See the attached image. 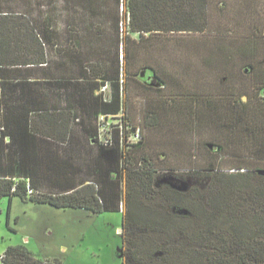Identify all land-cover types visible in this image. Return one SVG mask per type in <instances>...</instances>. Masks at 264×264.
<instances>
[{
    "label": "trees",
    "instance_id": "1",
    "mask_svg": "<svg viewBox=\"0 0 264 264\" xmlns=\"http://www.w3.org/2000/svg\"><path fill=\"white\" fill-rule=\"evenodd\" d=\"M119 10L120 0H117V14ZM209 11L208 0H127L128 33H138L139 40L145 39L147 34L169 36L175 33H204L209 23ZM251 11L253 10L250 9L247 13ZM84 14L89 15L88 12ZM249 15L252 18L248 16L250 21L238 17L235 19L234 30L241 33L236 32L234 35L232 32L234 36L228 37V32L234 30L226 27L228 30L225 35L211 42L209 46L219 51L218 61L212 60L211 57L203 59L207 64L218 62L220 69L223 67L222 78L226 82L225 88L230 91L225 92L222 97L226 101L222 104L224 109H230V115L225 116L228 120L218 115L215 117L217 122L222 127H227L225 121H228V127H234V121H242L244 123L240 128L249 129L250 132L247 131L251 135L255 129H259L256 134L260 140L254 147L250 148L242 141L246 147L243 149H248L250 153L242 155L243 163L238 162L233 167L224 168L211 161L207 167H191L185 173L168 171L158 174L151 159L144 155V161L139 168L130 167L128 154L124 149V138L129 137V125L132 123V127L137 130L146 124L160 125L162 119L158 108H164L162 102L166 99L158 95L154 98L145 97V100H154L151 103L152 108L146 111L148 108L144 102L143 121L135 125L132 119L135 112L139 114V109H135L136 106L131 103L129 80L135 81L140 92L141 88L146 90L147 86L154 87L153 82H148L152 77L163 84H169L170 81L161 75L155 66L147 64L135 70L126 68L125 75V48L122 45L124 40L118 39L115 57H101L87 64L81 57L83 63L78 65L81 69L76 76L77 81L84 86H99L102 90L111 86L113 88L111 104L116 105L115 115H98L97 133L93 139V144L100 147V156L111 162L113 178L109 177V182L87 184L63 194H48L34 187L28 177L2 176L0 199L20 196L23 200L49 203L60 208H85L99 213L122 211L125 197L127 210L123 212V264H264V173H259L264 172V166L251 167L256 161L264 165V131L260 132L264 130V95L258 98V102L261 99L263 103L262 110L252 112L249 106L253 105L255 98L249 96L245 101L241 96L236 97L233 91L236 81H239V77L244 76L246 71L258 72L256 86L264 90V83L261 81L264 74V57L258 60L257 64H250L254 56L259 58L261 50L264 54V24H260L254 15ZM48 18L49 16H46V31L32 29L29 32L30 47L38 55L37 59H33L39 63L46 62L55 72H59L62 66L56 65L59 62L53 59L50 49L58 45L56 39L59 32L49 29ZM115 20L116 31L119 33L122 29L121 20ZM247 22L249 27L246 26ZM179 40L175 41L178 45L181 44ZM13 46L15 45L10 42L8 34L0 32V60L3 64V55L5 52L11 53ZM143 47L146 51V46ZM181 47L187 51L193 48L190 44ZM65 51L68 52L66 48ZM142 71H150L151 75L146 83L140 76ZM191 95L192 93H189L186 97L175 94L174 100L169 101L173 107L166 119L175 118L170 121L172 128L189 129L203 126L202 123L205 124L209 115L207 109L217 105L219 111V107H222L219 104L221 97ZM139 108L141 110V106ZM237 109L240 114H237ZM212 111L217 110L212 108ZM120 112L123 113L118 115ZM137 130L134 133L140 132ZM134 145L139 146V143ZM207 146L213 144L207 143ZM220 147L223 149L224 145ZM219 153V160L222 162L227 161L228 157H234L230 152ZM110 167L109 171H112ZM232 169L234 170L231 171ZM126 174L130 187H127L124 194ZM1 261L2 264H64L58 258L40 259L24 245L9 247L1 256Z\"/></svg>",
    "mask_w": 264,
    "mask_h": 264
},
{
    "label": "rangeland",
    "instance_id": "2",
    "mask_svg": "<svg viewBox=\"0 0 264 264\" xmlns=\"http://www.w3.org/2000/svg\"><path fill=\"white\" fill-rule=\"evenodd\" d=\"M20 3L22 7L37 11L53 8L80 11L83 14L88 12L89 15L82 16L81 21L78 22L81 32H74L80 40L67 43V40L63 38L66 33H62L61 38L56 39L58 45L50 48L53 59H57L55 61H58L57 57L68 53L83 57L85 64L99 60L101 57L110 59L115 57L117 40L121 39L124 40L122 45L125 48V75L127 74L126 68L135 70L147 64L155 66L161 75L169 79V84H163L152 77L148 82H153L154 87L147 86L146 90L141 88V92L135 81L129 80L131 103H134L135 109L137 107L139 109V114L135 112L132 119L135 125L143 121L144 102L148 108L145 109L146 111L152 108L151 103L154 100L149 98L145 100V97L154 98L158 95L166 99L162 102L164 108L162 106L158 108L162 119L160 125H142L138 129L140 130L138 134L134 133L137 130L136 127L134 129L132 123L129 125V137L124 138V149L128 154L130 167L139 168L146 155L149 160L151 159L158 174L168 171L185 173L191 167H207L211 161L215 162L216 166L230 168L238 162L243 163L242 155L250 154L248 149H243L246 147L242 141L251 148L260 140L256 134L259 129H255L251 135L249 129L240 128L244 123L242 121H234L233 126L236 129L228 127L225 116L230 115V109H224L222 104L226 101L222 97L225 92L230 93V91L225 88L226 82L222 78L223 67L221 66L220 69L218 62L207 64L203 59L211 57L212 60H219V51L209 45L217 41V37L225 35L226 30L236 28L234 25L236 17L248 21L249 18L252 19L249 15L251 14L257 17L260 24H264V0H208L209 23L204 33H175L169 36L147 34L143 40H139L138 33H128L127 0H120L119 14H117V0H21ZM250 9L253 11L248 14L247 11ZM116 18L121 20L122 29L119 33L116 31ZM35 23L37 24L36 21ZM246 26H250L248 22ZM232 32L234 35L236 32L241 33L237 30L230 31L228 37L234 36ZM176 40H179L181 44L175 43ZM185 44L193 46L191 51L181 47ZM144 45L147 48L146 51ZM65 48L68 52H64ZM263 57L261 50L259 61ZM56 65L61 66L59 63ZM80 69V67L77 68L78 73ZM144 72V78L149 76L150 71ZM239 79L233 89L236 97L241 96L243 99L249 96L254 97L255 102L249 108L252 112L262 110L263 103L261 99L258 102V98H262L264 93L262 94V90L255 86L257 82L253 81V85L249 77L242 75ZM189 93L221 97L219 104L222 107H219V111L217 105L211 106L210 110L207 109L209 119H205L203 126L174 129L170 121L175 118L166 119L170 116V110L173 107L169 101L174 100L175 94L187 97ZM212 108L217 111H212ZM237 110V114H240V110ZM218 115L224 116L223 122L227 123V127H222L217 122L215 117ZM237 117L239 118L238 115ZM198 123L200 124L201 121ZM135 143H139V146L134 145ZM207 143H212L213 146H207ZM222 144L223 149L220 147ZM220 151L221 153H233L234 157H228L227 161L222 162L219 160ZM259 165L264 166L262 162L256 161L251 167ZM127 178L128 174L125 175L124 194H126L127 187H130ZM123 198L122 211L99 213L84 208H60L49 203L23 200L20 196L0 199V264H2L1 256L5 251L17 245L26 246L40 259L58 258L64 264H123L125 257H123L124 239L122 235L125 229L121 231V228L124 220L123 212L127 210L125 197Z\"/></svg>",
    "mask_w": 264,
    "mask_h": 264
},
{
    "label": "crops",
    "instance_id": "3",
    "mask_svg": "<svg viewBox=\"0 0 264 264\" xmlns=\"http://www.w3.org/2000/svg\"><path fill=\"white\" fill-rule=\"evenodd\" d=\"M20 2L0 0V32H6L15 45L11 53L3 55L5 64L0 60V129H4L0 130V177H28L34 187L48 194L109 182L114 174L111 162L100 156V147L93 144V139L98 115H115L112 86L102 90L77 81V68L83 61L74 53L58 58L64 69L59 72L46 62L39 63L33 59L38 55L30 47L28 36L32 29L46 31L49 16V29L58 31L59 38L66 33L63 38L67 43L77 42L80 37L74 32H81L78 22L87 14L37 11L22 7ZM258 60L254 56L250 64ZM244 76L255 83L258 72L246 71ZM147 80L148 76L143 77L144 83Z\"/></svg>",
    "mask_w": 264,
    "mask_h": 264
},
{
    "label": "flooded vegetation",
    "instance_id": "4",
    "mask_svg": "<svg viewBox=\"0 0 264 264\" xmlns=\"http://www.w3.org/2000/svg\"><path fill=\"white\" fill-rule=\"evenodd\" d=\"M122 229H123V226H122V228H121V231H122Z\"/></svg>",
    "mask_w": 264,
    "mask_h": 264
},
{
    "label": "built area",
    "instance_id": "5",
    "mask_svg": "<svg viewBox=\"0 0 264 264\" xmlns=\"http://www.w3.org/2000/svg\"><path fill=\"white\" fill-rule=\"evenodd\" d=\"M30 192H32V190H30Z\"/></svg>",
    "mask_w": 264,
    "mask_h": 264
}]
</instances>
